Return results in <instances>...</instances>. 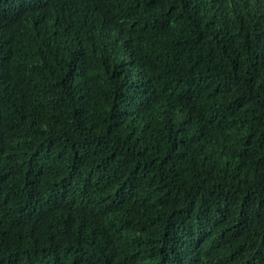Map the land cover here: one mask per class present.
I'll use <instances>...</instances> for the list:
<instances>
[{"label": "trees", "instance_id": "16d2710c", "mask_svg": "<svg viewBox=\"0 0 264 264\" xmlns=\"http://www.w3.org/2000/svg\"><path fill=\"white\" fill-rule=\"evenodd\" d=\"M26 16L0 17V264H264V0Z\"/></svg>", "mask_w": 264, "mask_h": 264}, {"label": "clouds", "instance_id": "9594fccd", "mask_svg": "<svg viewBox=\"0 0 264 264\" xmlns=\"http://www.w3.org/2000/svg\"><path fill=\"white\" fill-rule=\"evenodd\" d=\"M50 7V0H5L0 4V17H6L14 12L18 13L21 24L29 26L30 18L28 13H36L40 18L46 19ZM73 20L63 22L65 27L73 24ZM5 35L3 27L0 24V39Z\"/></svg>", "mask_w": 264, "mask_h": 264}]
</instances>
